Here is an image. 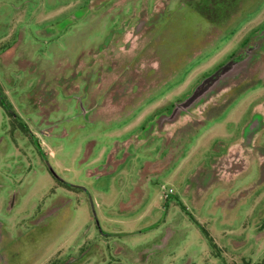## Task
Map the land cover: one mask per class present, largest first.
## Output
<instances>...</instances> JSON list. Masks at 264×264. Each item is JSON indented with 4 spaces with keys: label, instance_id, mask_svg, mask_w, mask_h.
Returning <instances> with one entry per match:
<instances>
[{
    "label": "rangeland",
    "instance_id": "1",
    "mask_svg": "<svg viewBox=\"0 0 264 264\" xmlns=\"http://www.w3.org/2000/svg\"><path fill=\"white\" fill-rule=\"evenodd\" d=\"M212 1L0 0V264H264V0Z\"/></svg>",
    "mask_w": 264,
    "mask_h": 264
},
{
    "label": "water",
    "instance_id": "2",
    "mask_svg": "<svg viewBox=\"0 0 264 264\" xmlns=\"http://www.w3.org/2000/svg\"><path fill=\"white\" fill-rule=\"evenodd\" d=\"M223 72V74L218 77L217 79H215L212 83H206L203 82L201 83L199 86L196 87V89L194 90L193 94L184 102L180 105V109H187L189 107H191L195 102L199 101L202 97H204L205 95H207L208 93H210L211 91H213L219 84H221V82H224L226 80H228L231 77H234L236 74H238V69H233L230 66H226L224 68L221 69ZM175 116V115H174ZM258 130V126L257 125H251L247 130V136L248 139L252 138L254 133ZM249 139V141H250Z\"/></svg>",
    "mask_w": 264,
    "mask_h": 264
},
{
    "label": "flooded vegetation",
    "instance_id": "3",
    "mask_svg": "<svg viewBox=\"0 0 264 264\" xmlns=\"http://www.w3.org/2000/svg\"><path fill=\"white\" fill-rule=\"evenodd\" d=\"M252 50H253V52L252 53H248V56H247V58L244 60V61H248L249 60V62L251 61L250 59H251V57H252V55H254V51H256V49L254 48H252ZM235 60V59H234ZM236 63H238V61H230V67L232 66V65H234V64H236ZM220 71V70H219ZM217 72V73H214L212 76H210V77H208V78H204L202 81H201V83H203V82H205L206 81V83L208 84V83H212L218 76H220V72ZM200 83V84H201ZM199 84V85H200ZM199 85H197V86H199ZM196 86V87H197ZM196 89V88H195ZM194 89V90H195ZM215 90V89H214ZM213 90V91H214ZM213 91H211L210 93H208L207 95H205L204 97H202L201 98V100H199V101H197V102H195L191 107H189V108H187V109H183V110H181L180 109V105L182 104V103H184L191 95H192V93L194 92H192L191 93V95H188L187 97H185L184 99H183V101H180V102H178V103H176L175 104V107H174V109H173V112H171L170 111V113H168L167 115H165V119H167V120H165V121H167V123L168 122H172V120L174 119V118H176L178 115H180L181 113H183L184 115L185 114H187V112L188 111H191L198 103H200L201 101H202V99H204V98H206V97H208L209 95H211L212 93H213ZM174 115H176L174 118H173V116ZM262 125L264 126V124L262 123ZM157 126V125H156ZM162 128H164V127H162ZM210 173L211 174H213L211 171H210Z\"/></svg>",
    "mask_w": 264,
    "mask_h": 264
},
{
    "label": "trees",
    "instance_id": "4",
    "mask_svg": "<svg viewBox=\"0 0 264 264\" xmlns=\"http://www.w3.org/2000/svg\"><path fill=\"white\" fill-rule=\"evenodd\" d=\"M213 2V4L215 5L216 4V0H213L212 1ZM215 17V16H214ZM212 18V19H215V18ZM1 104V106H2V108L5 110V111H7L10 115H11V117L13 116V115H15V113H14V111L11 109L10 110V108H8L7 106H6V104L5 103H0ZM211 241V240H210Z\"/></svg>",
    "mask_w": 264,
    "mask_h": 264
}]
</instances>
